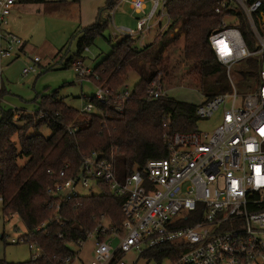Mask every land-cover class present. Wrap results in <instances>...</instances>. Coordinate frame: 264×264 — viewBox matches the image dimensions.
I'll return each mask as SVG.
<instances>
[{
	"label": "built area",
	"instance_id": "built-area-1",
	"mask_svg": "<svg viewBox=\"0 0 264 264\" xmlns=\"http://www.w3.org/2000/svg\"><path fill=\"white\" fill-rule=\"evenodd\" d=\"M125 0H117L115 13ZM169 0H154L147 16L138 19L137 31L117 28V35L134 38L135 34L150 33L153 28L165 32L171 25L166 12ZM19 0H0V74L6 61L27 58L22 75H36L42 67L39 56L23 51L24 41L7 28L8 18ZM159 21L152 24L157 16ZM137 14L146 11L145 0H132ZM216 13H227L210 36V44L218 61L226 67L232 94H223L198 107L200 119H210L224 106L221 124L213 131L175 133L167 138L168 156L137 168L124 182L117 179L113 156L94 151L82 156L77 171L69 165L59 172L49 171L53 202L68 205L91 195L105 192L103 186L123 199L124 221L119 228L99 223L85 240L71 245L74 256L65 264L80 257L86 243L95 238L94 258L89 264H126L124 257L137 253L154 264H264V10L261 0H223ZM241 11L247 18L257 41L256 51H250L239 29ZM166 18L163 26L160 20ZM238 19L239 25L227 26L228 19ZM88 50V48H86ZM259 57V85L241 97L237 93L231 72L235 65ZM81 85L91 82L93 69L79 59L71 65ZM98 81V76H95ZM94 84V83H93ZM93 97L82 112L92 113L96 105L109 106L124 113L135 90L125 85L120 91L97 86ZM166 96L161 81H154L147 90V99ZM12 113H16L13 111ZM40 117H43L41 114ZM77 129H69L75 134ZM112 227V228H111ZM40 229H37L39 231ZM117 246L113 247V242ZM27 244L24 233L11 240ZM162 252L159 262L145 256Z\"/></svg>",
	"mask_w": 264,
	"mask_h": 264
},
{
	"label": "trees",
	"instance_id": "trees-1",
	"mask_svg": "<svg viewBox=\"0 0 264 264\" xmlns=\"http://www.w3.org/2000/svg\"><path fill=\"white\" fill-rule=\"evenodd\" d=\"M52 0H19L18 4H45ZM223 0H169L166 12L171 19L167 31L159 40L139 48L137 41L123 37L94 67L91 80L97 86L120 91L131 72L140 77L139 85L126 105L124 113H117L107 105H96L92 113L77 111L58 98L57 92L42 99L37 121H14L12 112L3 113L0 120V202L5 218L19 217L26 228L27 244L38 247L40 255L23 263L0 260V264H65L74 256L71 245L85 240L89 232L99 225L101 217L110 219L112 227L119 228L124 216L123 199L115 197L107 186L105 192L80 200V204L55 205L50 208L53 196L49 171L59 172L67 165L77 171L82 156L97 151L113 156L117 179L124 182L137 168L148 162L168 156L167 138L175 133L196 131L199 106L179 102L167 96L157 100L147 99V90L154 81L163 82L170 75L169 57L165 51L172 42L183 38L181 62L189 66L188 76L193 78L200 91L208 98L232 92L227 69L214 54L210 36L220 28L227 13H216ZM263 3L264 10V0ZM115 3H109L113 9ZM239 29L250 51L257 46L246 16L239 11ZM106 25H94L83 31L78 53H82L101 35ZM171 39L170 34L175 33ZM180 63V62H179ZM260 59L255 56L235 67L239 95L254 92L258 85ZM193 72V73H192ZM95 76H98L97 81ZM43 114V117H40ZM51 130L46 138L39 132ZM69 129H77L70 134ZM17 138V141L14 140ZM27 162L20 167L19 159ZM37 229H40L37 231ZM5 236L2 237L4 239ZM162 260V252L145 256Z\"/></svg>",
	"mask_w": 264,
	"mask_h": 264
},
{
	"label": "rangeland",
	"instance_id": "rangeland-1",
	"mask_svg": "<svg viewBox=\"0 0 264 264\" xmlns=\"http://www.w3.org/2000/svg\"><path fill=\"white\" fill-rule=\"evenodd\" d=\"M145 1L147 9L141 14L135 13L132 9V0L122 2L115 13H113V9L109 8V0H53V2L38 5L23 6L24 4H19L21 11L12 12L8 18L7 28H11L10 31L15 36L27 43L26 52L28 54L39 56L42 59V67L39 68L38 74L24 77L22 69L27 61L24 56L11 64L7 63L9 65L4 64V71L0 74V120L3 113L15 111L16 113H13L14 121L24 120L23 123L17 122L19 126L25 125L31 120L37 121L33 114L39 112L42 99L56 92L60 100L82 112L88 104L86 97H93L96 87L91 82H84L81 85L75 69L71 66L72 63L70 67L66 66L69 63L67 61L78 53V44L83 36V31L94 25H106L101 35L97 36L94 43L89 45L88 50L85 49L81 55L84 66L92 68L99 56L109 54L112 47L123 38L121 35L116 36L117 28L137 31V20L147 16L153 7L154 0ZM161 11L162 8L158 10L152 24H157ZM160 23L165 26L166 18L160 20ZM236 25H239L238 19L227 20L228 27ZM176 33L178 31L171 33L169 37L172 39ZM161 34L159 28H153L150 33L135 34L134 39L139 48H144L159 40L158 37H161ZM253 39L256 44L254 36ZM183 43V38H180L178 41L172 42L165 51L164 57L170 55L167 60L170 65V75L164 78L162 84L167 97L179 102L201 106L208 98L191 81L193 78L179 80L187 78L186 74L189 71V66L182 63L180 59ZM30 48H33L34 51L32 52ZM235 67L236 65L231 72L234 83L237 82ZM227 77L229 79L228 72ZM139 82V75L131 72L126 85L131 90H135ZM246 95H241V97ZM223 107L212 118L200 119L196 123V131L213 132L221 124ZM39 133L46 138L52 135L48 128L41 129ZM14 140L17 141V138L14 137ZM26 162L27 159L22 158L19 159L18 164L22 167ZM98 223L110 224V219L101 217ZM25 232V225L19 217L9 219L3 216L0 202V260L23 263L31 260L33 255L37 254L36 249L31 250L26 244L11 242L13 238L23 235ZM3 236H5L4 239H2ZM95 242V238L90 239L80 252V257L73 264H89L94 258ZM116 246L117 241H114L113 247ZM123 260L126 264H154L137 253L127 254Z\"/></svg>",
	"mask_w": 264,
	"mask_h": 264
},
{
	"label": "crops",
	"instance_id": "crops-1",
	"mask_svg": "<svg viewBox=\"0 0 264 264\" xmlns=\"http://www.w3.org/2000/svg\"><path fill=\"white\" fill-rule=\"evenodd\" d=\"M51 2H53V0H52ZM110 2H111V4H112V3H115V4H116V3H117V0H109V3H110ZM20 5H21V4H20ZM23 6H25V5H23ZM14 11H19V12L21 11V9H20V7H19V4H18V6H16V8H15ZM9 29L11 30V28H9ZM24 43H25V42H24ZM140 46H142V45H140ZM27 47H28V46H27V43H25L24 48H23V51H24V52L27 51ZM138 47H139V46H138ZM28 49H29V48H28ZM30 50H31L32 52L34 51L33 48H30ZM110 52H111V51H110ZM103 57H104V55H103V56H99L98 59H97L96 62H95V65H94L91 69H94V67L96 66V64H97V63H98ZM75 59H76V60H75ZM79 59L83 60L82 56H76V55H75V56L71 57V59L67 61V62H69V63H67V66H66V67H70V64H71V63H73L74 61H77V60H79ZM83 61H84V60H83ZM5 63H6V64H7V63L11 64L12 62H10V61H9V62L6 61ZM5 63H4V64H5ZM9 64H7V65H9ZM3 71H4V70H3ZM2 73H3V72H2ZM2 73H1V74H2ZM3 89H4V88H3ZM4 90H5V89H4Z\"/></svg>",
	"mask_w": 264,
	"mask_h": 264
}]
</instances>
